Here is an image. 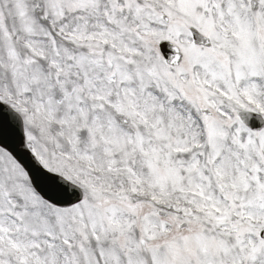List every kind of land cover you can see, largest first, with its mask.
I'll return each instance as SVG.
<instances>
[{
	"label": "snow or ice",
	"instance_id": "6c2138e0",
	"mask_svg": "<svg viewBox=\"0 0 264 264\" xmlns=\"http://www.w3.org/2000/svg\"><path fill=\"white\" fill-rule=\"evenodd\" d=\"M0 264H264V0H0Z\"/></svg>",
	"mask_w": 264,
	"mask_h": 264
}]
</instances>
